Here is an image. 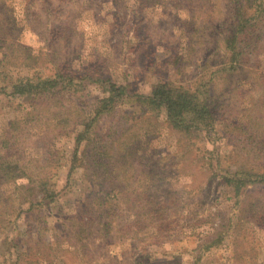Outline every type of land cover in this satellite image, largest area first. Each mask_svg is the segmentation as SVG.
Segmentation results:
<instances>
[{
  "label": "rangeland",
  "instance_id": "obj_1",
  "mask_svg": "<svg viewBox=\"0 0 264 264\" xmlns=\"http://www.w3.org/2000/svg\"><path fill=\"white\" fill-rule=\"evenodd\" d=\"M49 262L264 264V0H0V264Z\"/></svg>",
  "mask_w": 264,
  "mask_h": 264
},
{
  "label": "trees",
  "instance_id": "obj_2",
  "mask_svg": "<svg viewBox=\"0 0 264 264\" xmlns=\"http://www.w3.org/2000/svg\"><path fill=\"white\" fill-rule=\"evenodd\" d=\"M98 81L103 82L102 79ZM49 84L51 85V82ZM12 88L13 96H21L38 90L40 91V89H49L45 83L35 85L29 81L25 83H14L12 84ZM106 91L112 94L109 101H107L109 104H111L110 102H112L115 97L126 95V89L116 88L114 85H110L108 89L106 88ZM144 102L150 108L165 111L168 121L175 128L181 130L196 129L199 131L200 129H213V118L207 100L201 99L199 95L189 90L176 88L168 83L160 84L153 89L150 96L144 98ZM104 108H106V106ZM230 181L235 182L236 180L230 179ZM239 184L240 181L237 182V186ZM48 264H50V262Z\"/></svg>",
  "mask_w": 264,
  "mask_h": 264
}]
</instances>
